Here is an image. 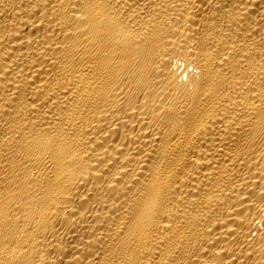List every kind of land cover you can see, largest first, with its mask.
<instances>
[{"label":"bare ground","instance_id":"bare-ground-1","mask_svg":"<svg viewBox=\"0 0 264 264\" xmlns=\"http://www.w3.org/2000/svg\"><path fill=\"white\" fill-rule=\"evenodd\" d=\"M0 264H264V0H0Z\"/></svg>","mask_w":264,"mask_h":264}]
</instances>
